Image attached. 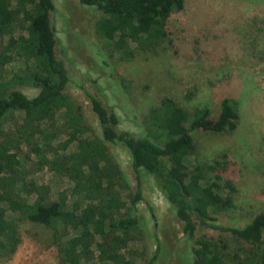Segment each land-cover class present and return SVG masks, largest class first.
Here are the masks:
<instances>
[{"label":"trees","instance_id":"obj_1","mask_svg":"<svg viewBox=\"0 0 264 264\" xmlns=\"http://www.w3.org/2000/svg\"><path fill=\"white\" fill-rule=\"evenodd\" d=\"M78 2L100 13L96 33L111 43L121 60L148 59L164 43L178 54L187 42L171 19L185 9L187 0ZM54 9L53 0H0V264L16 251L29 223L54 230L58 264H153L159 244L144 263H134L123 252L139 229L132 210L142 200L141 171L153 177L173 207L191 243L192 264H264V211L243 227L217 223L218 215L233 207L220 179L240 167L225 151L211 161L202 159L194 139L203 127L221 133L237 128L236 91L221 98L215 118L209 107L185 110L165 96L141 112L143 134L118 129L117 115L95 85L87 98L101 132L86 130L81 105L66 92L71 73L57 54ZM208 34L199 30L193 47L206 42ZM252 36L246 43L241 40V49L253 45ZM252 55L264 62V50ZM101 63L107 70V62ZM18 80L37 92L25 95L17 88ZM47 135L52 142L41 138ZM112 145L124 147L130 156L136 182L130 201L125 176L108 152ZM45 168L71 182L69 196L62 191L53 198L50 185L32 177ZM111 201L119 202V208L104 211V203ZM127 204L129 215L122 213ZM209 229L228 231L241 246L225 251Z\"/></svg>","mask_w":264,"mask_h":264},{"label":"rangeland","instance_id":"obj_2","mask_svg":"<svg viewBox=\"0 0 264 264\" xmlns=\"http://www.w3.org/2000/svg\"><path fill=\"white\" fill-rule=\"evenodd\" d=\"M53 2L57 54L71 73L66 92L81 105L86 130L101 132L87 98L88 93H94L95 85L101 89L99 96L117 115L118 129L143 134L146 126L141 112L165 96L185 110L209 107L215 118L221 98L234 89L240 104L237 128L221 133L203 127L194 133V139L202 159L211 161L225 151L241 169L235 173L231 170L226 179H220L225 185V198H230L233 207L220 213L217 223L243 227L251 217L264 211V62H257L252 55L264 50V0H187L184 10L171 15L173 26L187 40L181 52L173 53L164 43L158 54H151L148 59L138 56L129 60L119 59L111 43L96 33L100 13L93 6L82 5L78 0ZM199 30L210 34L206 42L195 48L192 42L198 38ZM252 34L256 41L245 44L247 50L241 49V40L246 43ZM103 59L107 70L101 63ZM228 80L230 85L226 84ZM19 81L17 88L25 95L31 97L37 92L38 88ZM189 90L193 91L191 96ZM86 132L85 136L89 135ZM49 136L41 138L52 142ZM108 152L125 176L124 190L130 201L136 186L130 156L122 146H108ZM140 175L142 200L132 210L139 229L123 252L134 263H144L143 259L149 260L159 244L153 264H192L191 243L182 234L173 207L149 173L141 171ZM32 177L48 183L53 198L62 191L69 196L71 182L66 177L46 168ZM70 200L69 209L73 206ZM119 206V202H105L104 211ZM126 207L122 213L129 215V205ZM5 214L10 216L7 211ZM67 232L70 236L72 231ZM207 232L217 238L225 251L241 246L228 231ZM54 236L51 228L27 224L16 251L1 264H58Z\"/></svg>","mask_w":264,"mask_h":264}]
</instances>
